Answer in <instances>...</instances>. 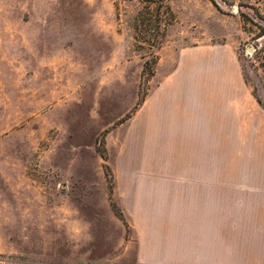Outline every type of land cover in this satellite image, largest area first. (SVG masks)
I'll list each match as a JSON object with an SVG mask.
<instances>
[{
    "label": "rangeland",
    "instance_id": "obj_1",
    "mask_svg": "<svg viewBox=\"0 0 264 264\" xmlns=\"http://www.w3.org/2000/svg\"><path fill=\"white\" fill-rule=\"evenodd\" d=\"M252 11L264 13L252 0H0V264H139L131 220L155 210L166 172L264 166L263 116L243 134L236 109L210 151L193 88L178 86L227 45L264 108Z\"/></svg>",
    "mask_w": 264,
    "mask_h": 264
},
{
    "label": "crops",
    "instance_id": "obj_2",
    "mask_svg": "<svg viewBox=\"0 0 264 264\" xmlns=\"http://www.w3.org/2000/svg\"><path fill=\"white\" fill-rule=\"evenodd\" d=\"M252 2L264 11V0ZM205 52L211 53L205 68L178 86L193 88L192 99L203 109L196 134L210 151L212 145L224 150V126L234 111H242L237 124L242 133L257 135L264 108L254 100L235 50L224 45ZM176 131L179 140L190 141L192 124H174ZM166 173L155 210L131 220L139 264H264V166L185 165Z\"/></svg>",
    "mask_w": 264,
    "mask_h": 264
},
{
    "label": "built area",
    "instance_id": "obj_3",
    "mask_svg": "<svg viewBox=\"0 0 264 264\" xmlns=\"http://www.w3.org/2000/svg\"><path fill=\"white\" fill-rule=\"evenodd\" d=\"M249 16L251 17V20L260 27V30L263 31L260 33L254 40L253 42L246 46V54L254 57L256 52H260L263 45L264 41V13H259L257 11H252L249 13ZM258 49H260L258 51ZM263 51V49H262Z\"/></svg>",
    "mask_w": 264,
    "mask_h": 264
},
{
    "label": "trees",
    "instance_id": "obj_4",
    "mask_svg": "<svg viewBox=\"0 0 264 264\" xmlns=\"http://www.w3.org/2000/svg\"><path fill=\"white\" fill-rule=\"evenodd\" d=\"M157 43H159V41L157 40L155 43H152V45H155V44H157Z\"/></svg>",
    "mask_w": 264,
    "mask_h": 264
}]
</instances>
